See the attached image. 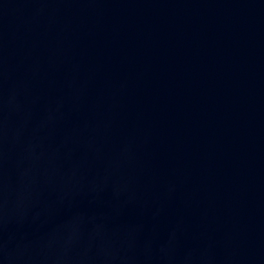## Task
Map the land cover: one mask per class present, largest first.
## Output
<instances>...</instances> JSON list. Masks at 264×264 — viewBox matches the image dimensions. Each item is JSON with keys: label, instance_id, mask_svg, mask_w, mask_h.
<instances>
[{"label": "water", "instance_id": "95a60500", "mask_svg": "<svg viewBox=\"0 0 264 264\" xmlns=\"http://www.w3.org/2000/svg\"><path fill=\"white\" fill-rule=\"evenodd\" d=\"M0 264H264V0H0Z\"/></svg>", "mask_w": 264, "mask_h": 264}]
</instances>
